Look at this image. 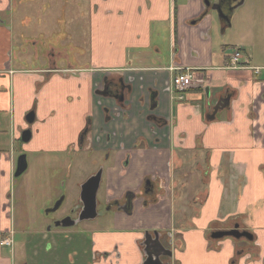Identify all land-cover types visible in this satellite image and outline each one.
Returning a JSON list of instances; mask_svg holds the SVG:
<instances>
[{"label":"crops","instance_id":"obj_1","mask_svg":"<svg viewBox=\"0 0 264 264\" xmlns=\"http://www.w3.org/2000/svg\"><path fill=\"white\" fill-rule=\"evenodd\" d=\"M16 1L0 0V15L15 12ZM246 2L254 7L245 20L233 21L238 6L225 26L205 0H25V16L16 13L25 27L45 23L56 9V23L71 32L63 45L85 39L91 46L86 64L70 60L68 49L60 56L53 49L41 67L29 66L26 55L25 66L11 58L15 17L1 18L0 241L14 233L8 217L20 155L57 159L90 118L83 152L114 158L105 170L106 202L122 200L146 178L154 181L152 192L134 204L136 220L115 211V230L95 235V250L114 254L118 245L121 264H142L143 235L157 230L171 234L173 264H264V0ZM233 51L241 53L236 67ZM173 65L194 71L198 80L179 91ZM107 77L131 84L122 105L97 93ZM228 95L230 105L210 118ZM35 102L42 133L33 130L25 143ZM151 114L156 119L149 120ZM123 167L127 177L120 176ZM235 223L255 242L211 237ZM125 237L132 240L129 253ZM8 248L0 243V264H15Z\"/></svg>","mask_w":264,"mask_h":264},{"label":"rangeland","instance_id":"obj_2","mask_svg":"<svg viewBox=\"0 0 264 264\" xmlns=\"http://www.w3.org/2000/svg\"><path fill=\"white\" fill-rule=\"evenodd\" d=\"M45 2L46 0H43L42 4ZM23 3H25V0H17L15 2V12H2L0 15V19L7 20H9L11 16L15 17V22L12 25L14 40L11 50V58L13 57L14 59V57L18 56L19 59H21L20 62L22 60L24 61L23 65L25 66L26 55L29 59L28 63H26L29 64V66L41 67L44 66V61L47 58L45 56L46 53H51L53 49H57L58 51L55 50V52H58L56 56H60L61 53L65 52V49H68L70 60L74 58V61L77 64H86V62L90 60L91 46L89 45V42L86 43L88 40H79V43L73 44L72 46L68 45V47L63 45L61 40H68L71 36V32L64 29L65 26L62 22L59 23L63 26L61 29L58 22L56 23L57 20L53 17V14L57 11L56 9L48 12V21L45 23L43 21L39 23L32 20L28 27H25V22H22L20 18H16L17 12L25 16V6ZM54 4L55 6H59L58 1H56V3L54 2L53 5ZM256 5L261 6L262 3ZM81 6L84 5L82 4ZM253 7V3L251 2L249 4L246 2L239 6L233 17V21H244L246 12H249ZM78 8L74 13L76 16L77 12H79ZM33 16H35L34 13ZM230 31L231 30H229L228 33H230ZM29 36H37L36 38H33V40H37V45L32 44V39L31 41H27V38H30ZM227 36H229V34ZM59 61L62 63V59ZM37 125L39 124H36L35 126ZM35 126L33 127V130L40 132L39 135H41L42 128L40 126ZM22 154L27 156L29 167L22 176L13 179L11 190L12 212L11 216L8 218L11 221V228L14 230L13 239L15 242H13V248L8 249L9 252L11 251L10 253L15 264H45L50 258L47 257L48 259L46 260V255L38 256L40 252L39 237L41 236V234L38 233L40 231L44 233L43 225L55 217L58 218L62 216L70 210H76L80 201L78 200V187L81 183L86 181V179H88V177L93 174L99 166H102L104 167V170H107L108 166L113 164L114 158H109L107 154L95 155L91 152L72 151L70 155H65L66 160L62 163L63 156L61 155H59V158L53 159L51 158V154L43 152L33 153L25 151ZM51 163H55L56 165L52 167ZM123 170L125 171L122 172L120 176L127 177V167H123ZM105 185L106 177L103 179L102 186L98 192V216L79 226V230L83 235L82 237H78L81 240L72 239L73 243L71 246H74V249L72 250H68L64 247L69 251L70 255H63L66 254L63 247L62 249H59V252L62 253H59L62 255L59 259L61 264H67V260L72 259L73 256L80 258L79 264H87L89 259L86 255H83L85 253L84 247H86V250H90L91 239L93 240L95 235L115 230L114 226L116 225V220L114 215L116 212L113 209L108 210V204L105 201V196L108 191L106 190ZM61 196H65V201L61 209L52 213L49 217H44L42 211L52 205L54 201ZM133 216L134 213L128 217L131 218ZM135 220L136 217L131 218L129 221L134 222ZM36 229H39L40 231H37ZM124 240L126 241L124 249L129 253V248L133 246L132 240L129 237H125ZM239 240L244 243L248 241L245 238ZM42 244L43 240L40 241V246H42ZM75 252H78L77 255ZM52 264H56L54 257L52 259Z\"/></svg>","mask_w":264,"mask_h":264},{"label":"flooded vegetation","instance_id":"obj_3","mask_svg":"<svg viewBox=\"0 0 264 264\" xmlns=\"http://www.w3.org/2000/svg\"><path fill=\"white\" fill-rule=\"evenodd\" d=\"M209 1L211 2V4L208 6L206 4V0H205L206 6L209 9H211L213 12H215L217 15V18L221 21V23H224V25L226 26V25H230L232 13L238 7L237 4L239 2H241L242 0H209ZM217 3L221 4L223 12L227 15V19L220 17L218 11L213 9V5H215ZM243 3H244V0H243ZM243 3L241 5H243ZM241 5H239V6H241ZM236 53L235 52L233 53L234 56ZM240 55H241V53L239 51V56ZM171 68H172V71L176 72V74H175L176 77L178 74L184 73L187 71H191V72L195 73L194 71H192L190 69L184 70L182 67H179V66L173 65V67L171 66ZM49 71L53 72V73H61V74L66 73V72H70V70L63 71V70H57V69H52ZM49 78H50V76H45L44 81L39 82L38 89H41L43 84L45 82H47L49 80ZM176 86H177V83H176ZM127 89H129L128 91H132V86L129 83H125L122 77H113V78L107 77L106 80L103 82L102 86L97 91V93L100 95L107 96V97H112L117 101V103L119 105H122V103L126 99L125 97L127 94ZM177 89H179L178 86H177ZM185 89H179V91H184ZM121 100H123V101H121ZM35 105H36V102L34 103V106L32 107V109L29 110V112L27 113V116H28L29 113L34 112V121L32 123H29L27 120V116H26V120H27L28 124H27V127L25 128V130L30 129L31 133H33V127L37 122V108ZM106 110L107 111H105V116L108 120L110 115H109V110L108 109H106ZM153 119H156V117L151 114L149 116V120H153ZM91 130H92L91 119L89 118L85 127H83V129H81L80 132L78 133L77 140L73 143H70L69 150L63 154H60L61 156H63L62 157V163H64V161L66 160V157H65L66 154L70 155L72 151H81V152L84 151L87 136L91 132ZM31 139H32V135H31ZM31 139L29 141H31ZM29 141H27L25 143H28ZM129 160H130V157H126V159L124 160L125 166H126V164H128ZM27 163H28V160H27ZM28 167H29V164H28ZM101 167L102 166H99L98 169L88 177V179L90 177L94 176L100 170ZM27 170H28V168H27ZM104 173H105V170L103 167V169H102V180H101L100 188L102 186L103 179L105 177ZM88 179H86V181L81 183V185L78 187L79 188V199L78 200H80V201H79V204H78L76 210H72V211L70 210L67 213H64L62 216H60L58 218L55 217L52 220L48 221L44 225V230H43L44 233H42V231H40L38 233V234H41V236L39 237L40 252H39L38 256L46 255V258H45L46 260L48 259L47 257L50 258V260L47 261L45 264H52L53 257L55 258L56 264H61L59 259L62 257V255H61L62 253L59 252V249H62V247L63 248L66 247L68 250L74 249V246H71V244L73 243L72 239L81 240L78 237L83 236L79 230L80 229L79 226L86 221H90V220L95 219L98 216V204H99L98 192H99L100 188L97 192V216L93 219L92 218H84V215H85L83 213L84 204H83V201H81V191H82L83 184L85 182H87ZM153 188H154V181L152 180V178H150V177L146 178L145 181H142V184L137 189L129 188L124 193L125 196L123 197L122 200L121 199H114L110 203L107 202L108 210H110V209H113L115 211L120 210V213H124V214L130 216L134 212L133 211L134 204L141 197L139 195H148L152 192ZM59 199H62V203L56 211H59L61 209V207L63 206V203L65 201V196L59 197L57 200L54 201V203L52 205H50L49 207L44 209V211H42V214L44 217H49L52 213L56 212V211H54V212H46V211L48 209L53 208L55 206V204L59 201ZM58 221H61V222L59 224H57ZM61 225H66V226H61ZM233 227H234V225L230 226L228 229H231ZM217 230H227V229H216L215 231H217ZM240 230L245 231V229H242L241 227H240ZM11 231H9L8 234ZM170 237H171V234L168 231L167 232H162V231L160 232L157 230L145 231V233L143 235V239H142L143 245L141 244V246L143 247V250L146 253L147 257L142 264H145V263L149 264L150 259L160 261L159 262L160 264H168V263L173 264L170 261L171 257L173 256V251H172L173 243H172ZM94 238H95V236H94ZM94 238H93V240L91 239V243H90L91 249L90 250H86V247H84L85 253L83 255H86L87 258L89 259V262L87 264H121V258H120L121 253L119 251L118 245L114 249V251H115L114 254H113V252L112 253L100 252L98 250H95V248H94V246H95ZM243 238H245V237H243ZM158 239L160 240V242L164 248H162L158 245V241H157ZM245 239H247V238H245ZM41 240H43L42 246H40ZM247 240L249 242H255V237L253 240H249V239H247ZM67 249H65L66 254H63L65 256L67 254L70 255V253ZM76 251H78V250H76ZM170 251H171V255H168V253ZM59 253H61V254H59ZM77 253L78 252H75L76 255H77ZM115 254H116L117 258L115 257L116 260L114 261V257L112 256L113 257V259H112L111 255H115ZM156 255H162V256H160V260L156 257ZM79 261H80V258H78L77 256H73L72 259L67 260V264H79ZM25 264H28V263H25Z\"/></svg>","mask_w":264,"mask_h":264},{"label":"water","instance_id":"obj_4","mask_svg":"<svg viewBox=\"0 0 264 264\" xmlns=\"http://www.w3.org/2000/svg\"><path fill=\"white\" fill-rule=\"evenodd\" d=\"M243 3V0L237 4V6L241 5ZM206 4L209 6L211 2L209 0H206ZM236 6V7H237ZM213 9L217 10L220 17H223L224 19H227V15L223 12L221 4L217 3L213 5ZM230 100L231 96L228 95L227 97H221L217 105L214 107V113L210 116V118H214V114L220 109L224 108L228 105H230ZM27 120L29 123H32L34 121V112H31L27 116ZM31 130L26 129L22 133V141L27 142L31 139ZM28 168V163H27V156L25 154L20 155V157L17 160V166L16 170L14 173V177L18 178L22 176L25 171ZM102 169L103 167L100 168V170L92 177H90L87 182H85L82 186V191H81V201H83L84 204V211L83 213L84 218H95L97 216V192L100 188L101 185V180H102ZM62 203V199H59V201L55 204V206L51 209H48L46 212H54L56 211ZM61 221H58L57 224H59ZM61 226H66V225H61ZM213 239H222L225 237H233L235 239H240V238H247L249 240L254 239L253 233L249 232L248 230L241 231L240 230V224L236 223L234 224V227L231 229L227 230H217L214 231L211 235ZM158 245L162 248L163 245L161 244L160 240L158 239ZM168 255H171V251L168 253ZM160 256L162 255H156V257L160 260ZM153 258V257H152ZM153 262V263H152ZM160 261L150 259L149 264H160ZM148 264V263H145ZM170 264V263H168Z\"/></svg>","mask_w":264,"mask_h":264},{"label":"built area","instance_id":"obj_5","mask_svg":"<svg viewBox=\"0 0 264 264\" xmlns=\"http://www.w3.org/2000/svg\"><path fill=\"white\" fill-rule=\"evenodd\" d=\"M239 53L237 52L233 57V63L231 64L233 67H236V61L239 59ZM196 79L195 74L191 71H187L184 73H180L176 77V83L179 89H185L190 86ZM13 231L9 233V236H5L0 243L2 245H8L10 248H13Z\"/></svg>","mask_w":264,"mask_h":264}]
</instances>
